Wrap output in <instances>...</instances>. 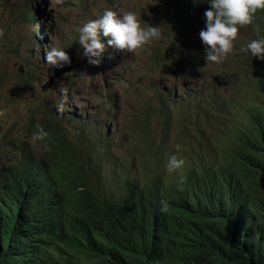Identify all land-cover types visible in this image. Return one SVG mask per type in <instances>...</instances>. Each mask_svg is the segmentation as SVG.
Wrapping results in <instances>:
<instances>
[{
  "label": "clouds",
  "instance_id": "9594fccd",
  "mask_svg": "<svg viewBox=\"0 0 264 264\" xmlns=\"http://www.w3.org/2000/svg\"><path fill=\"white\" fill-rule=\"evenodd\" d=\"M62 3L68 4L67 10L80 23L64 38L53 28V0H0V32L11 6H15L16 18L31 29L29 38L7 47L6 58L19 64L17 72L0 67V177L15 168L54 191L81 188L75 183L62 187L49 175L65 150L69 166L89 158L91 167H100L102 186L124 174L122 180L131 184L146 182L155 197L180 196L181 184L170 176L183 173L182 157L189 139L180 137L185 128L176 122L178 114L190 116L189 132L201 144L213 147L209 139L219 125L203 118L210 116L204 109L192 112L194 97L203 98L204 108H214L234 89L246 104H264V85L258 80H264V63L258 74L254 66L264 61V14H259L264 11V0ZM244 27L250 28L246 38L241 37ZM237 50L233 61H227ZM0 61H5L1 52ZM226 63L230 66L226 84L211 85L207 80L211 70ZM196 71L204 77L208 74L205 84L211 86L204 95L189 87ZM209 96H213L210 104ZM21 101L33 106L24 124L16 125L5 111ZM160 108L174 113L175 121L165 124ZM123 130L127 136L120 139ZM163 141L170 150L166 172L149 161L158 155L140 152L162 149ZM157 178L163 181L157 184ZM90 184L98 186V181L92 179ZM106 188L118 192L116 185ZM102 207L103 213L110 210V227L125 215L116 204Z\"/></svg>",
  "mask_w": 264,
  "mask_h": 264
},
{
  "label": "trees",
  "instance_id": "16d2710c",
  "mask_svg": "<svg viewBox=\"0 0 264 264\" xmlns=\"http://www.w3.org/2000/svg\"><path fill=\"white\" fill-rule=\"evenodd\" d=\"M263 63L255 62L257 74ZM229 96L203 116L219 125L209 139L214 147L189 132L190 116L178 114L189 144L183 173L170 176L181 183L171 199L155 197L146 182L123 181L124 174L102 186L100 167L89 158L69 166L65 150L49 175L81 188L54 191L11 168L0 177V264H264V104H246L234 89ZM159 111L165 124L175 121ZM161 146L140 152L158 155L149 161L166 172L170 150ZM115 185L118 192L106 188ZM107 203L125 211L117 226L108 225L110 210L102 212Z\"/></svg>",
  "mask_w": 264,
  "mask_h": 264
},
{
  "label": "rangeland",
  "instance_id": "374dc122",
  "mask_svg": "<svg viewBox=\"0 0 264 264\" xmlns=\"http://www.w3.org/2000/svg\"><path fill=\"white\" fill-rule=\"evenodd\" d=\"M63 0H53L52 9L54 11L53 15V28L58 36L61 38L66 37L67 35L73 34L76 31V28L79 26V19L74 14H71L69 10H67L68 4L64 5L62 3ZM137 1V0H133ZM10 10L6 15L4 16L3 20V27L0 32V52L2 54V57L5 58V61H0V67H8L11 71L17 72L19 64L15 61L8 60L6 58L8 54L7 47L13 42L21 39H27L31 36V29L29 27V24L24 21H19L16 18L15 12V6L9 7ZM250 29V28H249ZM249 29L247 27H244L241 31V37L246 38ZM240 51H234L233 54L229 55L227 57V61H233L234 57L236 56V53ZM9 57V56H8ZM44 58V55H43ZM227 69H230V66L228 63L217 65L211 70L212 74L207 79L210 80L209 82L213 86L217 85H225V80L227 78ZM3 79H7L2 75ZM193 79L191 81V84L189 87H194L200 91V94L204 95L206 92V88L211 85L205 84V78L208 77V74L204 77L201 71H196L194 76H192ZM149 80H154V78L150 77ZM204 83V84H203ZM203 84V85H201ZM203 98L194 97L192 100V112L197 113L201 109H204L205 112H209L210 110H213L214 108L208 107L204 108L203 106ZM213 100V96H209V100L207 101L210 104V101ZM39 101H44L39 100ZM45 105V103H43ZM33 105L30 103H25L24 101L12 103L8 105L5 113L11 118L12 123L18 124H24L26 118H27V112L28 109L31 108ZM42 106V105H41ZM227 126V125H226ZM126 128V126L124 127ZM127 129V128H126ZM162 130V127L158 128V131L160 132ZM176 133V132H175ZM174 133V134H175ZM126 130H123L120 134V139L126 138Z\"/></svg>",
  "mask_w": 264,
  "mask_h": 264
},
{
  "label": "bare ground",
  "instance_id": "6f19581e",
  "mask_svg": "<svg viewBox=\"0 0 264 264\" xmlns=\"http://www.w3.org/2000/svg\"><path fill=\"white\" fill-rule=\"evenodd\" d=\"M105 56L108 57V56H109V53H106ZM103 59H104V57H103ZM105 60H106V57H105ZM212 145H214V144H212ZM200 146H201V145H200ZM209 147H210V146H209ZM213 147H214V146H213ZM197 148H198V147H197ZM200 148H201V147H200ZM207 148H208V147H207ZM214 149H215V148H214ZM197 150H198V149H197ZM206 150H207V149H206ZM209 150H210V149H208V151H209ZM203 152H204V151H203ZM197 153H199V152L197 151ZM209 153H210V152H209ZM209 153H208V154H209ZM67 154H68V153H67ZM202 154H203V153H202ZM206 154H207V153H206ZM63 156H65V154H64ZM200 156H201V155H200ZM210 156H211V155H210ZM205 157H206V156H205ZM211 157H212V156H211ZM213 157H214V156H213ZM213 157H212V158H213ZM216 158H217V157H216ZM59 161H60V159H59ZM59 161H58V162H59ZM209 161H210V160H209ZM218 161H219V159H218ZM218 161H216V162L219 163ZM214 162H215V160H214ZM63 163H64V162H63ZM63 163H62V164H63ZM212 164H213V163H212ZM58 165H59V163H58ZM58 165H56V166L60 168L61 165H60V166H58ZM217 165H218V164H217ZM56 166H55V167H56ZM189 166H190V165H189ZM57 167H56V168H57ZM70 168H71V167H70ZM96 168H97V167H96ZM185 168H186V166H185ZM188 168H189V167H188ZM100 169H101V168H100ZM192 169H193V168H192ZM70 171H71V170H70ZM98 171H99V170H98ZM77 172H78V171H76V173H77ZM190 172H191V171H190ZM97 173H99V175H100V171L97 172ZM97 175H98V174H97ZM191 175H192V174H191ZM97 177H98V176H97ZM100 177H101V176H100ZM160 181H162V180H160ZM178 181H179V180H178ZM191 181H192V180H191ZM176 182H177V180H176ZM135 183H137V181H136ZM159 183H160V182H159ZM139 184H140V182H139ZM180 184H181V183H180ZM129 185H130V184H129ZM133 185H135V184L133 183ZM142 185H143V184H142ZM139 186H141V184H140ZM140 188H141V187H140ZM135 189H137V188L135 187ZM145 189H146V188H145ZM131 191H132V189H131ZM143 191H144V190H143ZM146 191H147V190H145V192H146ZM134 192H135V191H134ZM135 193H136V192H135ZM143 193H144V192H143ZM139 194H140V193H139ZM142 195H143V194H142ZM144 195H145V194H144ZM57 197H58V196H57ZM123 198H124V197H123ZM57 199H58V198H57ZM125 200H126V199H125ZM57 201H58V200H57ZM123 201H124V200H123ZM131 202H132V201H131ZM126 203H127V201L125 202V204H126ZM128 203H129V201H128ZM122 204H123V203H122ZM131 204H132V203H131ZM28 214H29V213H28ZM54 216H55V215H54ZM63 232H64V231H63ZM58 235H59V234H58Z\"/></svg>",
  "mask_w": 264,
  "mask_h": 264
}]
</instances>
